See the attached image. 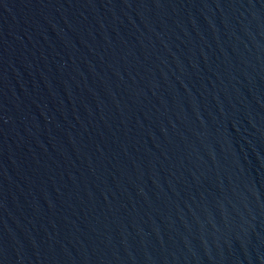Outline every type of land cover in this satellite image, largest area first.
Masks as SVG:
<instances>
[{
    "label": "water",
    "instance_id": "95a60500",
    "mask_svg": "<svg viewBox=\"0 0 264 264\" xmlns=\"http://www.w3.org/2000/svg\"><path fill=\"white\" fill-rule=\"evenodd\" d=\"M0 264H264V0H0Z\"/></svg>",
    "mask_w": 264,
    "mask_h": 264
}]
</instances>
